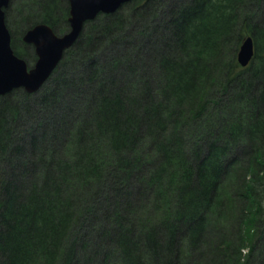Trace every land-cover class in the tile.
Listing matches in <instances>:
<instances>
[{
    "label": "trees",
    "instance_id": "obj_1",
    "mask_svg": "<svg viewBox=\"0 0 264 264\" xmlns=\"http://www.w3.org/2000/svg\"><path fill=\"white\" fill-rule=\"evenodd\" d=\"M17 9L28 65L68 3ZM0 264H264V0L128 1L0 94Z\"/></svg>",
    "mask_w": 264,
    "mask_h": 264
},
{
    "label": "water",
    "instance_id": "obj_2",
    "mask_svg": "<svg viewBox=\"0 0 264 264\" xmlns=\"http://www.w3.org/2000/svg\"><path fill=\"white\" fill-rule=\"evenodd\" d=\"M128 1L68 0L67 31L58 35L47 23L38 22L22 34V41L32 45L36 55L33 65L29 67L24 58L13 52L10 32L5 23V8L9 0H0V94L14 88H22L29 93L37 91L58 65L64 51L78 39L86 21L94 19L98 13H112ZM253 55V40L247 35L238 47L237 62L244 67Z\"/></svg>",
    "mask_w": 264,
    "mask_h": 264
},
{
    "label": "rangeland",
    "instance_id": "obj_3",
    "mask_svg": "<svg viewBox=\"0 0 264 264\" xmlns=\"http://www.w3.org/2000/svg\"><path fill=\"white\" fill-rule=\"evenodd\" d=\"M11 2L9 3V5H8V7L6 8L7 9V14H8V17H9V20H11L12 21V23H13V25L15 26L14 28H13V31H16V30H18L19 29V25H20V23L18 22V21H20L21 20V17L19 16V12H18V9L17 8H19L20 7V5L22 4V3H24L25 2V0H10ZM95 19V18H94ZM91 20H93V19H91ZM91 20H89V21H91ZM17 21V22H16ZM18 27V28H17ZM9 28H10V26H9ZM8 28V29H9ZM84 28V27H83ZM83 28H82V30H83ZM55 31V33L56 34H58V35H60V34H62V33H60L59 31H57V30H54ZM82 32V31H81ZM81 34V33H80ZM80 36V35H79ZM79 38V37H78ZM17 42V44H19V45H22V44H24V43H22L20 40H17L16 41ZM76 42V41H75ZM152 42V41H151ZM147 43V42H146ZM153 43V42H152ZM156 46V44H155V42L150 46V51H152V50H154V47ZM30 49H28V50H30V52H33V50H32V48L30 47V46H28ZM153 47V48H152ZM26 58V57H25ZM35 59H36V55H35V58H34V60H33V62L32 63H29L28 64V66L30 67V66H32L33 65V63H34V61H35ZM28 60V59H27ZM69 98L71 99H73V96H69ZM62 104H63V102H62ZM22 109H25V108H22Z\"/></svg>",
    "mask_w": 264,
    "mask_h": 264
},
{
    "label": "flooded vegetation",
    "instance_id": "obj_4",
    "mask_svg": "<svg viewBox=\"0 0 264 264\" xmlns=\"http://www.w3.org/2000/svg\"><path fill=\"white\" fill-rule=\"evenodd\" d=\"M67 3H68V0H67ZM68 8H69V6H68ZM67 22H68V19H67ZM85 24V23H84ZM21 40H22V37H21Z\"/></svg>",
    "mask_w": 264,
    "mask_h": 264
},
{
    "label": "bare ground",
    "instance_id": "obj_5",
    "mask_svg": "<svg viewBox=\"0 0 264 264\" xmlns=\"http://www.w3.org/2000/svg\"><path fill=\"white\" fill-rule=\"evenodd\" d=\"M20 57V56H19Z\"/></svg>",
    "mask_w": 264,
    "mask_h": 264
}]
</instances>
